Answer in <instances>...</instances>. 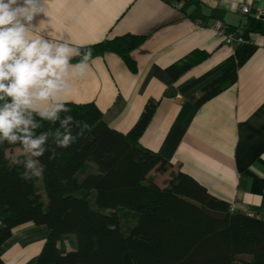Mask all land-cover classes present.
I'll return each mask as SVG.
<instances>
[{"label":"crops","instance_id":"obj_1","mask_svg":"<svg viewBox=\"0 0 264 264\" xmlns=\"http://www.w3.org/2000/svg\"><path fill=\"white\" fill-rule=\"evenodd\" d=\"M46 10L37 34L80 49L116 35H143L130 50L134 71L116 53L96 55L68 102L95 104L108 126L127 133L154 101L138 139L167 162L164 171L149 172L154 180L165 186L183 172L237 211L264 218V31L251 33L254 49L237 66L236 80L193 102L246 47L225 44L212 23L242 27L256 17L264 24V0H47ZM189 57L192 65L180 71ZM5 152L21 155L19 146ZM35 187L45 202L40 177ZM48 233L44 224L17 225L0 245V264H35Z\"/></svg>","mask_w":264,"mask_h":264},{"label":"trees","instance_id":"obj_2","mask_svg":"<svg viewBox=\"0 0 264 264\" xmlns=\"http://www.w3.org/2000/svg\"><path fill=\"white\" fill-rule=\"evenodd\" d=\"M242 28L246 35L260 33L264 24L249 17ZM142 39L116 35L80 50L91 49L92 57L116 53L134 71L130 50ZM253 49L246 44L236 50V63L193 97L195 105L233 83L237 66ZM192 62L189 57L178 69ZM68 107L71 111L61 117L71 115L89 128L71 147L57 149L61 154L55 160L49 161L48 153L40 158L46 165L40 177L45 202L35 178H22L21 164L8 167L5 151L15 145L0 144V245L14 227L31 221L49 230L35 264H264V218L229 210L183 172L174 173L165 186L151 176L150 171L167 168L164 158L138 141L154 101L127 133L108 126L93 103L69 102ZM39 122L37 132L59 126Z\"/></svg>","mask_w":264,"mask_h":264},{"label":"clouds","instance_id":"obj_3","mask_svg":"<svg viewBox=\"0 0 264 264\" xmlns=\"http://www.w3.org/2000/svg\"><path fill=\"white\" fill-rule=\"evenodd\" d=\"M46 5L47 0H0V144L19 146L26 159H6L10 169L23 166L25 181L43 177L45 153L55 160L61 154L57 149L71 147L89 128L61 113L71 111L67 97L88 73L91 49L82 52L50 34H37L43 32L39 21L47 15ZM37 118L59 126L37 132L42 127Z\"/></svg>","mask_w":264,"mask_h":264},{"label":"built area","instance_id":"obj_4","mask_svg":"<svg viewBox=\"0 0 264 264\" xmlns=\"http://www.w3.org/2000/svg\"><path fill=\"white\" fill-rule=\"evenodd\" d=\"M239 9L242 13H247L249 11V6L245 2L239 3ZM211 28L215 32V35L221 38L225 44H234V45H244V44H253V39L251 34L246 35L242 27H233L230 28L225 25L221 20H215ZM229 210H236L233 204L229 205ZM247 215H254L251 211H244Z\"/></svg>","mask_w":264,"mask_h":264},{"label":"rangeland","instance_id":"obj_5","mask_svg":"<svg viewBox=\"0 0 264 264\" xmlns=\"http://www.w3.org/2000/svg\"><path fill=\"white\" fill-rule=\"evenodd\" d=\"M66 244H67V243H66ZM66 244H65V245H66ZM66 246H67V245H66ZM67 247H68V246H67Z\"/></svg>","mask_w":264,"mask_h":264}]
</instances>
